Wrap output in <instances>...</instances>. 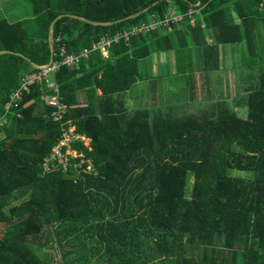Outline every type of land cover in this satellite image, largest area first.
Masks as SVG:
<instances>
[{"label":"trees","instance_id":"trees-1","mask_svg":"<svg viewBox=\"0 0 264 264\" xmlns=\"http://www.w3.org/2000/svg\"><path fill=\"white\" fill-rule=\"evenodd\" d=\"M24 1L30 19L0 18V51L11 52L0 54V120H6L0 123V223L6 226L0 264H43L33 247L51 248L53 235L61 247L75 241L64 259L78 248L97 264H264V0ZM170 8L184 15V26L120 39L106 59L93 51L78 68L60 67L53 79L68 107L60 121L50 117L54 108L42 101L41 83L5 110L21 77L37 70L31 63L49 62V27L59 15L52 39L61 35L79 52L151 16L160 20ZM189 9L199 14L189 18ZM234 44L245 47L242 65L251 72L238 100L244 118L224 102L179 118L123 106L120 96L143 77L139 60L152 51L175 50L179 62L193 49L210 72L218 67L219 47ZM180 64L177 72L184 73ZM96 89L98 105L79 104L78 90L93 96ZM69 125L90 140L71 148L91 161L93 173L43 174L41 163ZM189 249L196 254L188 256Z\"/></svg>","mask_w":264,"mask_h":264},{"label":"rangeland","instance_id":"rangeland-1","mask_svg":"<svg viewBox=\"0 0 264 264\" xmlns=\"http://www.w3.org/2000/svg\"><path fill=\"white\" fill-rule=\"evenodd\" d=\"M28 4V3H27ZM30 6V5H29ZM31 10V8H30ZM32 17V13L30 16L22 19H30ZM180 26L182 24L178 23ZM163 27H161V31L163 32ZM226 62H228V69L226 71H223L224 74H231V78L227 79L226 75L217 76L214 75L208 80V87H200V83H202V80H196V77L194 74H187L189 78H193L191 80L182 78L181 76L183 73L180 74L179 78L176 79H165L161 82V79L159 82H153V87H148L147 93L150 94V97H156L157 95L160 96V98H155V103L157 105H165L169 106L168 104L163 103L166 102L165 97L172 96L177 99L174 103V109L172 111L174 112H164L163 114H173L172 117L179 118L186 115H200L204 111H212L217 110L218 106L224 104L228 105L230 109L234 110L240 118H244L246 116V106L239 105L238 100L241 96L242 92V84L243 82H246L250 79L251 72H249L248 68L245 67V70H240L238 67L243 64L242 59L244 58L247 60L248 55L245 51V47L241 44H234V45H226ZM186 57H183V60ZM187 59V58H186ZM191 60V58H188ZM183 60L181 59V65L183 66ZM139 72L141 75L147 74L149 71V68L145 66L144 63L140 64L138 66ZM149 74V73H148ZM178 75H176L177 77ZM222 80L225 82L224 89H222V94L217 97L218 92V80ZM141 98V97H140ZM138 98V99H140ZM241 99V98H240ZM174 101V99H172ZM243 101L245 102V99L243 98ZM144 102V99H143ZM154 104H150V107H154ZM1 123H4V121H0ZM73 154V153H72ZM74 155V154H73ZM232 175L241 176L244 178H251L252 175L247 172H238L233 171L231 173ZM188 183L186 185V195H190V191L192 188V176L188 177ZM22 189L17 190L16 192H20ZM29 194V192L27 191ZM28 194L21 196L19 199H16L15 201H11L9 205H7L6 208H4V212H7L9 210V207L13 205H17L26 199H28ZM6 226L3 223H0V236L3 235L5 231ZM52 231V229H50ZM44 237L46 235L43 234V237L38 238L37 242L43 243ZM53 240H51V243H48V246L50 245L51 248H47L44 246V248L40 249L37 248V246L33 247L34 252L39 256V258L43 261V264H97L96 263V256H92L87 259V253L84 251H80L78 248L75 250L74 255L68 256L71 258L64 259L65 253L69 250V246H66L68 244H75V241H70V243H62L61 244L54 240V235L52 237ZM63 242V241H62ZM90 251V250H89ZM193 253L196 254L195 250L189 249L186 254L192 255ZM96 259V260H95ZM76 260L77 263L74 261ZM161 264H167L163 261Z\"/></svg>","mask_w":264,"mask_h":264},{"label":"built area","instance_id":"built-area-1","mask_svg":"<svg viewBox=\"0 0 264 264\" xmlns=\"http://www.w3.org/2000/svg\"><path fill=\"white\" fill-rule=\"evenodd\" d=\"M196 6H198V4ZM197 14H199L198 10L189 9L185 15L190 18L192 15ZM151 18L152 20L148 23H140L131 26L124 31L117 32L112 37L104 36L100 38L99 41L93 43L90 48H82L79 52L70 50L63 41V37L58 35L53 39V45L56 43V47L53 50L51 62L38 66L36 71L27 73L21 77L19 87L11 93L10 100L5 105V110L7 111L9 107L20 98L22 93H28L32 86L41 83L44 85L43 92H45L41 99L47 106L54 108L50 113L52 120L60 121L68 108L63 102L62 95L53 79L60 67L63 66L69 70L78 68L82 61H87L93 51H98L100 56L103 59H106L108 57V49L112 43H117L120 39L127 41L133 36L144 33L146 34L150 31L161 29V27H163L162 29H169L172 24L182 23L184 15L171 13L169 10L160 20H156L153 16H151ZM0 121H4V123L0 122L1 124L6 123V120L4 119ZM72 142H82L83 145L87 147L90 140L85 136L76 133L75 128L72 125L63 128L59 142L52 147L48 156L45 157L41 163L43 174L58 170L66 173L70 169L78 173L80 170L86 173H93L94 169L91 161L85 160L83 154L77 153L76 150H73L71 148ZM84 164H86L85 167H83Z\"/></svg>","mask_w":264,"mask_h":264},{"label":"crops","instance_id":"crops-1","mask_svg":"<svg viewBox=\"0 0 264 264\" xmlns=\"http://www.w3.org/2000/svg\"><path fill=\"white\" fill-rule=\"evenodd\" d=\"M28 2L24 0H0V18H6L10 22L20 21L31 14L30 6ZM171 13H175V10L173 8L169 9ZM168 13V12H167ZM150 22V21H149ZM180 26V25H179ZM182 26H184L182 24ZM180 26V27H182ZM178 28V26H176ZM148 34V33H146ZM139 34V35H146ZM137 36V35H136ZM134 37V36H133ZM189 35H186V41L189 43ZM204 41L207 45H211L212 38L210 34H206ZM193 48L192 46H190ZM226 45L219 47L218 49V55L217 58V65L218 67L213 71H206L203 67L204 61H202V57L197 55V53L192 49L191 50V60L190 59H184L183 57H180V61H177V55L175 50H169L166 52H163L161 50H155L152 51L150 55L147 57L139 60V65L144 63L146 67L149 68L148 73L143 75L142 78H140L132 87L130 90L125 92L120 96V99L123 103V106L126 107L128 110L132 109H152V110H161L163 112H174L172 111L174 109V103H177L176 100L172 94L169 97H165L166 102L163 101V103L168 104L169 106L165 105H157L155 103V98H160V96L156 97H150V94L147 93L148 87H153V82H159L161 79V82L165 79H176L180 77L181 73L177 72V64L181 63V59L183 60V66L181 67L184 71L182 78L185 79H193L189 78L187 74H194L196 77V80H202V83H200V87H208V80L214 75L222 76L224 73L223 71H226L228 69V62H226ZM186 57V56H185ZM203 63V64H202ZM181 65V64H180ZM207 65V64H206ZM240 70H245L244 66L241 65L238 67ZM176 75H178L176 77ZM226 75L227 79L231 78V74H224ZM218 92L217 97L222 94V89H224V84H222V80H218ZM246 82H243L242 84V92L241 96H244V87L246 85ZM101 91L99 89H96L95 94L93 96H90L86 93V90H78L76 92L77 101L81 105H86L88 102H94L98 105L99 99L101 98ZM141 97V98H140ZM140 98V99H138ZM144 99V102H143ZM174 99V101H172ZM154 107H150V104H154Z\"/></svg>","mask_w":264,"mask_h":264},{"label":"water","instance_id":"water-1","mask_svg":"<svg viewBox=\"0 0 264 264\" xmlns=\"http://www.w3.org/2000/svg\"><path fill=\"white\" fill-rule=\"evenodd\" d=\"M147 9H144V10H142V11H140V12H138V13H136V14H134V15H131V16H129L128 18H133V17H136L137 15H139L140 13H142V12H145ZM62 15H59L56 19H58V18H60ZM71 16V15H70ZM71 17H73V18H76V19H80V20H82V21H84V22H89L88 20H86V19H83V18H80V17H78V16H71ZM55 19V20H56ZM55 20L50 24V27H49V36H48V44H49V51H50V60H49V62H51V60H52V55H53V50H54V45H53V39H52V37H51V31H52V28H53V25H54V22H55ZM118 21H115L114 23H117ZM93 25H98L99 23H96V22H91ZM110 24H112V23H106V24H104V25H110ZM3 53H11V52H9V51H0V54H3ZM31 65L34 67V68H38V66H36L34 63H31Z\"/></svg>","mask_w":264,"mask_h":264}]
</instances>
